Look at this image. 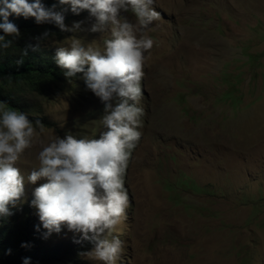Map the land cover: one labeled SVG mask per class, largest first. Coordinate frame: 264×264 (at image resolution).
I'll use <instances>...</instances> for the list:
<instances>
[{
  "label": "rangeland",
  "instance_id": "1",
  "mask_svg": "<svg viewBox=\"0 0 264 264\" xmlns=\"http://www.w3.org/2000/svg\"><path fill=\"white\" fill-rule=\"evenodd\" d=\"M150 6L160 17L147 32L153 45L142 68L141 136L124 177L126 215L113 233L123 241L118 264H264V0ZM54 10L70 16L66 26L90 23L86 10ZM72 35L102 42L99 33L78 31L48 43L66 45ZM31 98L48 127L16 162L25 178L50 137L103 130V102L83 80ZM77 234L62 226L43 244Z\"/></svg>",
  "mask_w": 264,
  "mask_h": 264
},
{
  "label": "clouds",
  "instance_id": "2",
  "mask_svg": "<svg viewBox=\"0 0 264 264\" xmlns=\"http://www.w3.org/2000/svg\"><path fill=\"white\" fill-rule=\"evenodd\" d=\"M152 3L153 0H57L45 7L41 0H0V54L13 47L20 35L8 20L9 15L31 17L41 26L46 23L56 28L55 34L45 30L31 39V44L19 49L15 64L24 62L29 49L51 53L64 77L57 89L83 80L85 87L103 102L99 118L103 130L98 136L65 133L62 138L50 137L37 153L38 166L25 178L20 172L22 165L16 162L43 132V126L48 127L46 117L34 113L32 104V93L42 94L33 90L27 96L29 88L16 93V100L30 102L26 112L0 101V224L23 214L33 215L35 208L44 237L59 233L63 226L78 233L66 243L70 242L83 260L86 255L102 264H118L123 241L113 233L126 215L129 197L124 177L141 136V101L146 91L142 68L147 50L153 45L147 32L160 17L150 6ZM56 4L67 5L73 14L86 10L90 23L86 28H82L81 21L66 26L70 16H63V10L55 11ZM129 12L134 22L126 15ZM78 31L99 33L101 44L85 42L76 35L70 36L66 45L51 47L48 43L50 35ZM41 179L45 182L34 188ZM71 241L79 245L86 242L88 249L81 250ZM21 247H25L23 242ZM29 260L23 257L21 264H29Z\"/></svg>",
  "mask_w": 264,
  "mask_h": 264
},
{
  "label": "trees",
  "instance_id": "3",
  "mask_svg": "<svg viewBox=\"0 0 264 264\" xmlns=\"http://www.w3.org/2000/svg\"><path fill=\"white\" fill-rule=\"evenodd\" d=\"M41 2L49 7L57 0ZM8 20L20 28V35L14 40L13 47L0 54V101L6 102L10 108L16 107L26 112L31 104L28 100H16L17 92L29 88V92L35 90L42 94L52 88H59L64 77L51 53H38L29 49L24 62L17 66L15 60L18 58V51L31 44V39L35 40L34 37L40 36L45 30L55 34L56 28L47 27L46 23H42L43 26L36 24L31 17L25 19L9 15ZM44 232L37 214H23L20 218L3 221L0 224V264H21L23 257L30 258L29 264H88L70 242L43 244ZM22 242L25 247H21ZM71 242L81 250H86L89 246L86 242L82 245Z\"/></svg>",
  "mask_w": 264,
  "mask_h": 264
}]
</instances>
